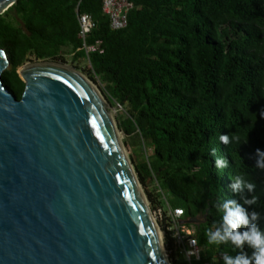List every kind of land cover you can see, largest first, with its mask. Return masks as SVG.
Returning a JSON list of instances; mask_svg holds the SVG:
<instances>
[{"label":"trees","instance_id":"trees-1","mask_svg":"<svg viewBox=\"0 0 264 264\" xmlns=\"http://www.w3.org/2000/svg\"><path fill=\"white\" fill-rule=\"evenodd\" d=\"M132 2L127 28L114 31L100 0H19L0 16V50L10 62L5 85L21 100L22 66L66 64L64 52L71 54L73 67L101 84L110 103L129 107L131 120L121 132L139 135L152 148L153 161L131 160L155 211L164 207L167 192L172 209L200 220L187 225L200 247L199 260L180 255L174 233L166 230L170 264L251 257L246 242L209 244L207 233L223 234L224 216L236 206L248 218L237 231H264V171L254 166L255 149L264 150V0ZM77 11L97 24L88 42L103 43L104 53L90 55V64L78 38ZM221 134L229 135L228 144L220 142ZM219 156L228 167L217 169ZM236 177L241 185L234 191ZM151 178L158 184L155 194L147 188Z\"/></svg>","mask_w":264,"mask_h":264},{"label":"water","instance_id":"water-1","mask_svg":"<svg viewBox=\"0 0 264 264\" xmlns=\"http://www.w3.org/2000/svg\"><path fill=\"white\" fill-rule=\"evenodd\" d=\"M0 53V264H170L108 106L52 63L19 72L18 100Z\"/></svg>","mask_w":264,"mask_h":264},{"label":"built area","instance_id":"built-area-1","mask_svg":"<svg viewBox=\"0 0 264 264\" xmlns=\"http://www.w3.org/2000/svg\"><path fill=\"white\" fill-rule=\"evenodd\" d=\"M102 2V10L109 17L110 27L114 31H121L128 26L129 13L134 9L132 0H100ZM79 35L78 38L82 42V50L85 52L86 61L90 64V55L103 54L104 48L101 41L92 44L88 39L92 32L96 29V22L92 15L87 13H79L77 11ZM164 193L162 192V200L166 203ZM158 221L166 226V230L174 233V238L180 255H183L188 262L200 258V247L197 240L193 237V230L184 224L186 221L183 209H172L166 203V207H160L155 211Z\"/></svg>","mask_w":264,"mask_h":264},{"label":"clouds","instance_id":"clouds-1","mask_svg":"<svg viewBox=\"0 0 264 264\" xmlns=\"http://www.w3.org/2000/svg\"><path fill=\"white\" fill-rule=\"evenodd\" d=\"M5 53H0L4 55ZM261 117H264V112L260 113ZM219 140L223 144L229 143V135L221 134ZM232 140H237L235 135L232 136ZM213 154H215V149H213ZM255 163L254 166L262 171H264V150L260 148L255 149ZM217 169H222L228 167V160L225 157L219 156L215 161ZM241 180L239 177L235 178V182L230 184V187L235 191L240 188ZM249 189L255 187L254 184L248 185ZM255 197L248 203H254ZM256 214H253L255 218ZM224 221L228 227L224 229L223 234L220 231H209L207 233V240L209 244H218L226 239H231L237 246H242L245 242L253 248V255L247 257L243 254L236 256L235 258L225 256L226 264H264V231L253 227L248 231H244L242 234L237 231L238 226L248 223V218L245 215L244 210L239 207L228 208L227 214L224 216Z\"/></svg>","mask_w":264,"mask_h":264},{"label":"rangeland","instance_id":"rangeland-1","mask_svg":"<svg viewBox=\"0 0 264 264\" xmlns=\"http://www.w3.org/2000/svg\"><path fill=\"white\" fill-rule=\"evenodd\" d=\"M72 57L73 56L71 54H69L67 52H64V58L67 60V63L66 64H58V65L67 66L69 68H72V69L76 70L73 67ZM86 63L87 62H85V61H81L80 65L82 67H84L86 65ZM33 64H36V61H28L24 66H22L18 70V73L24 67L29 66V65H33ZM76 71H78L82 76H84L87 80H89L88 77L83 73V71H79V70H76ZM89 81L93 84V86L97 89V91L99 92L101 97L105 100L106 107L108 106L107 111H108V113L110 114L111 118L114 121V124H115V126H116V128L118 130L119 135H120L121 142L124 145V148H125V150L127 152L128 158H129L130 163L133 166V168H134V165H133L132 160H131L132 156L134 157V159L138 163H143V162H148L149 163V162L153 161V150H152V148L150 147L149 144L144 142L139 135H136V134L135 135L134 134L133 135L132 134L131 135H124V133L121 132V129L123 128V126L126 125L129 120H131V116L129 114V107L127 105L126 106H121V105L117 104L114 101L112 103H110L109 102V98H108L107 94L105 93L103 86L101 84H95L91 80H89ZM126 143H127L128 146H126ZM134 170H135V168H134ZM141 187H142V185H141ZM157 187H158V184L155 182V179H152V178L149 179L148 187H147L148 190L150 192H152L153 194H155ZM142 189H143V192H144V194H145V196L147 198V195L145 193V189L143 187H142ZM164 193H165L168 201H171L172 200V196L169 193H167V192H164ZM147 201H148V206H149L151 214H152L151 216H153L154 220L156 221V224L160 228H162L163 224H161L159 222L160 220L158 221V219L154 215L155 214V209H154L153 202H150L148 200V198H147ZM196 222L199 223L200 220L196 219ZM163 242H164V239H163ZM165 250H166V248H165Z\"/></svg>","mask_w":264,"mask_h":264},{"label":"bare ground","instance_id":"bare-ground-1","mask_svg":"<svg viewBox=\"0 0 264 264\" xmlns=\"http://www.w3.org/2000/svg\"><path fill=\"white\" fill-rule=\"evenodd\" d=\"M57 67H60V68H62V69H65V70H67V71H69V72H72V73L78 75L83 81H85V82H86V83H87V84L93 89V91H94V92L98 95V97L100 98V100H101L103 106L106 107V102H105V100L101 97V95L99 94V92L97 91V89L93 86V84H92L89 80H87L84 76H82L78 71H76V70H74V69H72V68H69V67H67V66H62V65H58ZM110 117H111V116H110ZM112 121H113V119H112ZM113 125H114V121H113ZM114 128H115V131H116V134H117V137H118L119 143H120V145H122V144H121V138H120V135L118 134V130H117V128L115 127V125H114ZM122 146H123V145H122ZM128 166H129V165H128ZM129 168H130V170H131V172H132V175H133L134 179H136V176H135V173H134L133 168H132L131 166H129ZM140 194H141L142 200H143L144 205H145L146 210H147V205H146V202H145V198H144V196H143V194H142L141 191H140ZM147 212H148V211H147ZM151 219H152V221H154L153 216H151ZM159 240H160V238H159Z\"/></svg>","mask_w":264,"mask_h":264},{"label":"crops","instance_id":"crops-1","mask_svg":"<svg viewBox=\"0 0 264 264\" xmlns=\"http://www.w3.org/2000/svg\"><path fill=\"white\" fill-rule=\"evenodd\" d=\"M164 197H165L166 203L168 204V202H167V198H166V195H165ZM163 202H164V201H163ZM166 203H164V206H165V207H166ZM168 206H169L170 208H172L169 204H168ZM187 220H190V218H187L186 221H187Z\"/></svg>","mask_w":264,"mask_h":264}]
</instances>
